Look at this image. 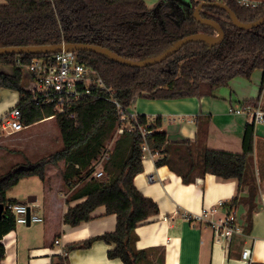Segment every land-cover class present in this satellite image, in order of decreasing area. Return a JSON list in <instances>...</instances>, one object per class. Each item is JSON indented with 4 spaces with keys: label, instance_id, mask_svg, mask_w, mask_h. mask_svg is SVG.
I'll list each match as a JSON object with an SVG mask.
<instances>
[{
    "label": "trees",
    "instance_id": "obj_1",
    "mask_svg": "<svg viewBox=\"0 0 264 264\" xmlns=\"http://www.w3.org/2000/svg\"><path fill=\"white\" fill-rule=\"evenodd\" d=\"M190 3L217 0H189ZM244 23L264 15V3L244 6L237 0H223ZM159 8H148L144 0H4L0 4V48L59 43H88L105 47L119 56L142 60L158 55L175 40L194 33L215 34L210 26L192 17L178 15L168 0H160ZM175 4H178L175 2ZM156 6V5H155ZM154 6V7H155ZM201 16L219 23L224 38L208 50L202 42H190L163 62L143 68L130 67L91 52H75L77 58L91 68L103 82V87L90 86L89 94L56 109V96L40 93L27 86L30 75L21 65L34 57L49 54L0 55V89L15 90L18 109L25 126L54 117L59 129L62 148L33 163L28 159L13 165L0 176V262L4 255L3 236L16 227L8 204L18 201L7 198L6 192L20 179L36 175L44 179L45 166L64 161L61 178L68 190L66 202L84 199L69 206L63 223L75 227L88 221L91 212L104 206L107 214L116 215L112 232L68 245L66 251L89 248L95 240L111 246L109 259L121 264H141L152 251L155 263L163 264V249H136L135 228L158 214L157 204L142 195L133 184L135 175L143 171L142 145L156 154V166L166 165L181 177L184 184L196 177L213 174L221 180L236 181V195L225 203L227 209L246 205L249 224L258 193V180L264 182V166L253 159V123L244 128L242 153L215 151L205 145L206 133L195 141L169 142L161 130V116L151 118L137 114L131 120L132 129L122 133L119 128L117 102L124 110L135 98L171 99L202 95L215 96L221 86L240 76L249 80L255 70H261L260 87L264 84V23L256 28L241 30L233 26L227 13L219 8L204 7ZM257 100L241 105L255 106ZM144 132V134H143ZM116 135V136H114ZM101 165L102 176L94 172ZM33 165V168L26 167ZM247 187L248 195L239 192ZM264 264V263H251Z\"/></svg>",
    "mask_w": 264,
    "mask_h": 264
},
{
    "label": "crops",
    "instance_id": "obj_2",
    "mask_svg": "<svg viewBox=\"0 0 264 264\" xmlns=\"http://www.w3.org/2000/svg\"><path fill=\"white\" fill-rule=\"evenodd\" d=\"M237 1L250 6L264 3V0ZM261 76V70H255L249 80L240 76L232 78L227 84L232 91L229 94H218L216 91L215 96L171 99H149L140 96L143 99H137L133 109L129 111L151 118L161 116V130L166 132L169 142L195 141L199 134L204 132L207 148L241 154L244 128L251 122L244 114L230 113L229 108H240L243 107L242 102L257 100L253 107L264 111V84L260 87ZM17 100L18 93L14 105ZM13 106H9L3 113ZM50 118L55 119L52 116L42 121ZM253 130V159L257 161L264 159V122L253 123ZM156 158V154H146L142 160L143 171L133 178L137 190L145 197L151 198L159 211L157 215L135 228L136 249H163V264L264 263L263 182L258 180L255 207L248 224L246 205L239 204L232 209L225 207V203L236 195L235 180H221L207 173L196 177L194 182L184 184L181 177L166 165L156 166ZM61 162L58 177L53 175L51 178L48 165L45 166L42 187L35 196L34 203L37 207L32 211L42 220L30 225H17L3 236L1 242L4 255L0 264H121L118 258L107 257L111 246L102 240H95L89 248L66 251L68 245L114 231L116 215L107 214L105 207L99 206L91 212L88 221L75 227L64 224L63 216L68 207L75 206L84 199L66 202L68 190L63 188L61 172L64 161ZM97 169H101L100 164ZM239 195L242 198L247 197V187L243 188ZM7 198L16 199L18 203L26 202L18 197ZM207 208L215 209L212 218L235 214L242 227V233L235 234L229 245H215L209 218H197V215ZM246 248L250 249V255L244 260L241 253ZM155 260L156 252L152 251L148 259L141 264H149L148 261L155 263Z\"/></svg>",
    "mask_w": 264,
    "mask_h": 264
},
{
    "label": "built area",
    "instance_id": "obj_3",
    "mask_svg": "<svg viewBox=\"0 0 264 264\" xmlns=\"http://www.w3.org/2000/svg\"><path fill=\"white\" fill-rule=\"evenodd\" d=\"M243 5H248L241 2ZM254 6V5H252ZM30 75L33 88L40 93H51L56 96V107L58 111H62L64 105L79 99L83 94H89L90 86H101L103 82L97 77L94 71L84 65L76 56L75 52L62 51L51 53L48 56L34 57L29 62L21 65ZM116 103L119 114V128L117 133H122L124 127L132 129L131 120H134L137 113H131L129 110H124ZM232 114H244L251 123L264 122V111L260 108L251 106H243L240 108H229ZM26 126L20 119V114L17 108L13 107L7 110L0 116V137L3 134H14L21 131ZM144 134V132H143ZM144 157L146 154H151L147 146L142 145ZM96 177L102 176L101 169H96L94 172ZM37 205L33 203H16L8 204L7 208L15 219L17 225H30L41 221L42 219L33 213ZM214 208H207L197 215L198 219H208V223L213 233L215 245H229L232 237L235 234L242 233V227L239 225L235 214L229 213L221 217H213ZM57 243V241H55ZM62 253V252H61ZM63 253H65L63 251ZM250 249L246 248L242 251V259H248Z\"/></svg>",
    "mask_w": 264,
    "mask_h": 264
},
{
    "label": "rangeland",
    "instance_id": "obj_4",
    "mask_svg": "<svg viewBox=\"0 0 264 264\" xmlns=\"http://www.w3.org/2000/svg\"><path fill=\"white\" fill-rule=\"evenodd\" d=\"M148 8H154V6L160 0H144ZM4 3V0H0V4ZM0 69L10 71L9 66H0ZM27 86L33 88V83H26ZM230 86V85H229ZM228 85L221 86L217 89L218 94H229L231 93V87ZM17 97L15 90L2 88L0 89V116L3 115L4 111L9 106L14 105V101ZM137 99H143V97H137L128 107V110H132ZM10 103H7L8 101ZM116 136V135H114ZM62 148L61 137L59 129L57 127L56 119L50 118L35 125L26 126L21 131L14 134H3L0 137V176L5 174L8 169L13 165L28 159L32 163L36 159H40L47 155L55 153ZM264 166V159H258ZM62 162L55 166L48 164V174L50 177L53 175L59 176ZM264 171V169H263ZM264 183V182H263ZM42 187V182L36 175H30L20 179V181L13 187L7 190V196L18 197L24 201L27 200L28 196H36ZM65 189V186L63 185Z\"/></svg>",
    "mask_w": 264,
    "mask_h": 264
},
{
    "label": "water",
    "instance_id": "obj_5",
    "mask_svg": "<svg viewBox=\"0 0 264 264\" xmlns=\"http://www.w3.org/2000/svg\"><path fill=\"white\" fill-rule=\"evenodd\" d=\"M182 3V2H181ZM183 4L191 7V3L189 0L184 1ZM159 3L156 4L153 10L157 9ZM203 7H213L219 8L224 10L228 15L229 22L238 29L241 30H249L256 28L257 26L264 23V15L259 19L244 23L238 20L236 14L223 2V1H214V2H200L193 10V19L201 25L210 26L214 29L215 34H207L203 32L194 33L187 35L181 39L175 40L170 46H168L164 51L159 53L158 55L147 57L142 60H132L127 59L122 56H119L115 52L111 51L108 48L101 47L98 45L88 44V43H59V44H49V45H28V46H12V47H1L0 48V55H22V54H32V55H39V54H51V53H58V52H91L94 54H99L106 56L113 62L123 64L130 67H138L143 68L146 66H152L159 64L166 60L168 57L172 56L175 52H177L180 48L190 42H202L207 47L208 50H211L218 46L223 38L224 32L219 25L213 19L205 18L200 15V10ZM27 169L33 168V165H29L26 167ZM35 196H28L26 202L33 203L35 202ZM3 211V204L0 203V216Z\"/></svg>",
    "mask_w": 264,
    "mask_h": 264
},
{
    "label": "flooded vegetation",
    "instance_id": "obj_6",
    "mask_svg": "<svg viewBox=\"0 0 264 264\" xmlns=\"http://www.w3.org/2000/svg\"><path fill=\"white\" fill-rule=\"evenodd\" d=\"M184 1H187V0H168L169 5L171 7H176L175 13H177L178 15H182V16L186 14L187 16H190L193 18V10L199 3L193 4V5L191 4V7H188L187 5L183 4ZM175 2H177L178 4H175ZM238 3L243 5L240 1H238ZM244 6H246V5H244ZM158 8L154 10V14H156ZM203 9H204V7L200 10V15H201V11Z\"/></svg>",
    "mask_w": 264,
    "mask_h": 264
}]
</instances>
